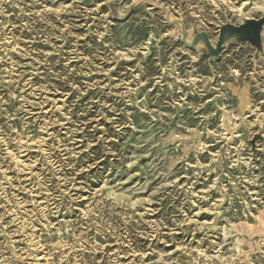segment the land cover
Instances as JSON below:
<instances>
[{
	"label": "rangeland",
	"instance_id": "obj_1",
	"mask_svg": "<svg viewBox=\"0 0 264 264\" xmlns=\"http://www.w3.org/2000/svg\"><path fill=\"white\" fill-rule=\"evenodd\" d=\"M0 264H264V0H0Z\"/></svg>",
	"mask_w": 264,
	"mask_h": 264
}]
</instances>
